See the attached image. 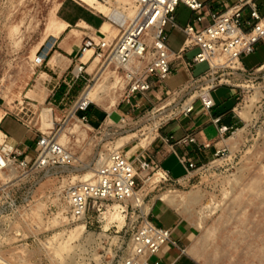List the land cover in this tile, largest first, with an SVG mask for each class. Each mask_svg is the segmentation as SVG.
Instances as JSON below:
<instances>
[{"label": "rangeland", "instance_id": "374dc122", "mask_svg": "<svg viewBox=\"0 0 264 264\" xmlns=\"http://www.w3.org/2000/svg\"><path fill=\"white\" fill-rule=\"evenodd\" d=\"M190 13L181 4L177 9V22L185 25ZM79 16H85L94 25L106 21L98 10L80 0H0V115L18 116L32 128L33 141L41 133H52L71 153V159L60 166L33 168L29 172L20 169L1 171L0 264H116L119 257L111 258L108 253L112 241L107 236L113 238L118 235L115 230H119L124 243L129 239L126 226L129 215L123 213V202H102L103 213L93 206L86 219L74 222L65 209V190L82 180L88 170L84 166L96 169L101 153L106 154L111 145L118 146L117 141L123 136L131 134L122 141L125 151L131 148L150 151L158 146L166 123L181 115L180 102L184 103L189 96L181 101L178 100L181 93L176 97L163 94L159 100L150 98L151 105L141 112L131 111L129 122L124 125L115 114L126 104L123 82L114 95V104L93 102V106L96 104L113 113L112 120L108 118L100 127L82 124L80 114L75 112L79 98L89 88H96L103 79L113 81L115 70L120 77L123 71L112 65L101 67L99 59H90L85 78L82 77L75 86L73 84L68 92L64 91L60 99L54 100L64 82L60 80L55 85L57 80L42 72H48L44 64L49 52L56 49L53 38L59 35L52 36L54 33L46 26L52 18L73 21ZM71 28L92 30L75 24ZM167 29L168 45L176 51L182 45L184 35L179 29L170 26ZM102 31L111 33L110 25ZM196 52L197 49H192L187 55L192 57ZM43 53L47 56L40 61ZM263 60L262 42L257 44L255 51L242 57L246 68ZM205 66L198 65L194 74L202 72ZM70 74L65 75V81ZM180 77L166 80L167 87L171 89L178 85ZM238 82L244 88L237 111L250 105L252 97H257L250 107V119L241 116L240 140L230 144L226 155L194 169L184 182H157V176H153L140 184L147 193L149 206L168 190L184 194L198 190L204 194L192 212L177 209L195 227L197 242L203 245L202 252L198 251L200 264H264V66L242 75ZM44 109L50 110L54 128L43 126ZM77 125L85 134L71 132ZM2 128L15 144L17 134L10 118ZM62 133L65 136L61 137ZM147 136L152 138L143 145ZM3 143H6L5 138ZM26 154L33 162L34 148H29ZM207 205H211L208 208L212 210L199 227L198 210ZM116 206L118 210H115ZM118 212L120 215L116 216ZM78 224H85L87 232L72 237L71 232ZM89 233L95 238H88L86 234Z\"/></svg>", "mask_w": 264, "mask_h": 264}, {"label": "built area", "instance_id": "2783aa9c", "mask_svg": "<svg viewBox=\"0 0 264 264\" xmlns=\"http://www.w3.org/2000/svg\"><path fill=\"white\" fill-rule=\"evenodd\" d=\"M97 1L111 10L109 16L99 12L115 34L100 33L96 37H86L79 57L83 58L86 51H91L89 60L98 58L101 67L112 65L123 71L124 102L132 108L137 106L132 102L137 94H146L156 87L163 89L166 95L176 97L181 92L170 90L166 79L179 68L190 70L199 63H207L208 67L198 77H192L187 98L190 100L180 105L182 114L192 112L196 99L201 101L206 111H210L214 106L210 92L218 85L230 84L239 87L243 93L244 86L238 81L242 75L254 70L244 67L242 57L255 51L258 43L264 42V0L260 4L255 0H235L224 3L222 8L216 6L215 0H127L124 4L118 0ZM180 4L192 12L184 27H180L175 18ZM168 26L179 27L185 34L183 45L177 52H172L168 47ZM195 48L198 51L184 60L185 53ZM45 56L47 54L43 53L39 60L42 61ZM89 60L78 64L72 79L84 77ZM85 94L75 105L77 113L86 112L93 104ZM129 115L123 114L119 122L127 125ZM79 120L89 125L86 114L80 115ZM213 121L218 123L219 117ZM229 130L226 125L218 127L220 135ZM171 139L172 135L167 140ZM196 142L194 135L177 140L178 144ZM210 146L208 142L202 144V148ZM34 151L35 159L32 162L18 148L1 144L0 172L11 169L29 172L33 168L60 166L68 162L67 149L52 133L38 135ZM227 151V147L217 149L214 159L225 156ZM98 162L91 180L72 183L65 190L70 219L74 222L86 219L87 212L93 206L100 214L103 213L102 202L105 201L123 202V213L129 215V223L126 224L129 239L124 243L119 230H115L118 235L113 238L107 236L112 241L108 249L111 258L119 257L116 264H162L158 256L162 247L168 243L178 246V243L172 238L170 229L157 225L151 219L152 207L148 205L147 193L140 184H145L153 176H157V182H170L169 172L148 155L146 149L131 155L123 146L109 148L107 154L99 156ZM181 162L189 170L205 165L196 164L190 157H183ZM146 208L148 212L145 213ZM169 264L181 263L175 260Z\"/></svg>", "mask_w": 264, "mask_h": 264}, {"label": "crops", "instance_id": "0c3cea01", "mask_svg": "<svg viewBox=\"0 0 264 264\" xmlns=\"http://www.w3.org/2000/svg\"><path fill=\"white\" fill-rule=\"evenodd\" d=\"M202 1L209 2L212 0ZM215 1L217 2L216 6L218 8H222L224 3H233L235 0ZM255 1L258 4L261 3V0ZM185 7L189 10L187 6ZM262 9L264 10V5L262 6ZM191 15L192 12L190 13L185 25L188 23ZM175 18L176 23L180 27L185 26L180 25L177 22V10L175 13ZM61 20L67 22V26L65 28L66 30L64 29L61 31L58 38H53L55 41L54 47H56V49L52 50V48V51L49 52L48 58L44 64V67L48 69V72L43 71V73L46 74L50 79L57 80L55 85H57L59 81L62 80V82L67 85L66 91L68 92V90L76 81L72 79V76L74 75L78 64L80 62L86 61L85 57H78L84 39L86 37H96L100 33H103L101 27L104 22L101 25L100 23L98 25H94L93 23L88 22V19L85 16H79L73 21L69 19ZM80 22L87 23L90 26L89 28L92 30H79L80 33L74 32V28H71L72 25L75 24L83 27L80 25ZM176 29H179L183 33L185 39V34L181 28L178 27ZM167 31L169 39V30L167 29ZM182 45L176 51L171 49L169 45L168 47L172 52H177L181 49ZM187 53H185L184 60L191 58L187 55ZM202 64L206 65L205 69L197 75L194 74V69L198 65ZM262 66H264V60L260 63H256L251 68H246L244 65L247 70H255ZM207 67V63H199L193 66L190 70L179 68L166 79L172 80L174 77L181 75L179 84L171 89L169 88L170 90L181 92L182 95L181 97H178V100H183L184 97L189 94L188 87L192 82V77H198L207 69ZM67 73H71L72 75H68L69 79L68 81H65L64 77ZM210 93L214 100V106L210 111H206L203 108L201 101L196 99L192 112L188 114L181 113V115L168 120L163 129V135H161L160 144L150 151H146L148 155L154 158L164 170L169 172L171 181L174 183L184 182L190 178V175H192L193 170H189L188 167L181 162L183 157H190L191 160L196 162L198 165L208 163L214 158L217 149L222 147L229 148L230 144H232V141L229 140L230 136L232 135V131L240 129L242 117L239 115L237 109L239 104L238 101L242 95V90L239 87H235L230 84H221L212 89ZM163 94H166L165 91L157 87L146 94H137L132 99V102L137 105L135 108L125 104V106L120 107L117 112H115V114L121 117L123 114H130L131 110L141 112L143 109H146L151 105L152 101L150 98L159 100L162 98ZM189 100L190 99H187L186 102ZM181 103L182 102H180V104ZM79 114H86L88 116L90 127H100L103 122H107L108 118L111 119L113 113H108L105 109L100 108L98 105L95 104L93 106V104H91L86 112H79ZM216 117H219L218 123L213 121V119ZM8 118H10L11 125L16 130L17 137H14L15 144L10 142L11 136L2 128L3 124ZM220 125H226L230 130L226 134L220 135L218 132V127H220ZM0 130L5 136L6 143L9 146L18 148L22 153L26 154L29 148H34L35 141H33V130L32 128L28 127L25 122L21 121L18 116H8L7 113H4L0 120ZM171 135L173 136V139L167 140ZM187 135H194L197 142L191 144L177 143V140ZM206 142L210 143L211 146L209 148H202V144ZM135 151H139V149L133 150V148H131L129 150L131 155H134L136 153ZM24 156L28 157L27 154ZM151 205V219L157 225L170 229L172 238L178 243V246L168 243L162 247L161 251L158 253V256L162 259V264H169L175 260H178L181 264H200V257H198L200 253H197L195 248L197 237L195 234V227L192 225V223L185 219L177 209L166 204L160 199L155 200V202H153ZM181 249H184V251L182 252Z\"/></svg>", "mask_w": 264, "mask_h": 264}, {"label": "bare ground", "instance_id": "6f19581e", "mask_svg": "<svg viewBox=\"0 0 264 264\" xmlns=\"http://www.w3.org/2000/svg\"><path fill=\"white\" fill-rule=\"evenodd\" d=\"M82 1L83 3L87 4L88 6L98 10V11H101L103 13V15H106V16H109L111 15V10L109 9L108 11V7L102 3H100L99 1L97 0H80ZM54 9V8H53ZM52 14V13H51ZM58 15V14H57ZM51 16V15H50ZM126 18V16H125ZM80 25H82L83 27H86V28H89L90 26L85 23V22H80ZM108 22L105 21L103 24H102V27H101V30H104L108 27ZM67 26V22L61 20V19H54L52 18L49 22H48V25L46 26L47 29L50 31V32H53L54 34L53 35H59L61 33V31H63ZM66 30V29H65ZM73 31H77L79 32V30L75 29ZM47 32V30H46ZM110 32L114 33L115 32L113 31L112 28H110ZM109 33V32H108ZM50 34V33H49ZM110 34V33H109ZM46 38V37H45ZM91 51H86L85 53V58H86V61L89 60V58H91ZM87 56V57H86ZM69 59V58H68ZM95 61H98V58L95 59ZM50 63V62H49ZM52 67V66H51ZM55 68V67H54ZM61 69V68H60ZM43 73V72H42ZM113 75H114V80L113 81H110L108 80L107 78L106 79H103V81L101 83H99L97 85L96 88H89L88 91L86 92L85 96H87V98L97 104H102V105H105V104H108V103H111L114 104L116 102V96L115 93H117L118 91V87H121L122 83L124 82L123 79L117 74V71L115 70L113 72ZM125 83V82H124ZM121 91V90H120ZM121 93V92H120ZM257 95L252 97L250 99V102L251 104H247L246 106H244L241 110L238 111L239 115L242 116L243 118L245 119H250L251 117V114H250V107L252 106V104L254 103V100L256 99ZM120 99V98H119ZM118 102V101H117ZM158 111V110H157ZM76 115V114H75ZM2 118V115H0V120ZM76 121V119H75ZM80 121V120H79ZM111 121V120H110ZM77 122V121H76ZM43 126L44 127H53L54 128V121L52 119V116H51V112L49 109H44L43 110ZM42 126V127H43ZM90 127V126H89ZM152 128V127H151ZM71 129V128H69ZM81 129H80V126L77 125L75 126L74 128H72V133H76V134H80L81 133ZM86 131V130H85ZM241 129H238L236 131H234L232 133V135L230 136L229 140L232 141V144H235L237 143L240 138H241ZM153 133V132H152ZM82 134H85L84 130L82 131ZM131 134L129 135H126V136H123L121 137L118 141H117V144L118 146H123L125 143H123L122 141L126 138H128V136H130ZM148 135V134H147ZM152 135V134H151ZM65 136V134L62 133L61 137ZM156 136V135H155ZM4 134L3 132L0 130V144L2 141H4ZM150 138H152L151 136H147L143 139V145H145L149 140ZM155 138V137H154ZM76 139V138H75ZM60 141V143L62 145H65L61 139H58ZM146 141V143H145ZM7 144V143H6ZM8 145V144H7ZM116 146V147H118ZM65 147V146H64ZM115 146H110V148H114ZM66 148V147H65ZM102 151V150H101ZM67 154H68V160L71 159L70 157V152L67 150ZM107 154V153H106ZM101 155H104L103 153H101ZM100 162H97L96 163V167L97 165H99ZM83 168L85 169H88L87 172L83 175V178L81 181H88V180H91L94 176V172H95V168L93 167H90L89 165H86L84 166ZM79 169V168H78ZM82 169V168H81ZM12 171H14V169H11ZM73 170V169H72ZM77 170V169H76ZM81 171V170H80ZM73 172V171H71ZM1 173V172H0ZM157 179V177H156ZM148 185V184H147ZM146 185V186H147ZM204 194H201L198 190H191L190 192L188 193H182V192H178V191H172V190H168L167 192H164L162 194H160V197L159 199L164 201L166 204L170 205V206H173L175 209H180V210H183V211H191L193 210V208L195 207L196 204L200 203V201H202V198H203ZM211 206V205H207V206H202L199 210H198V214H199V227H202L203 225V221L204 219L206 218V216L211 212L212 209H209L208 207ZM121 207V206H120ZM116 209L115 210H118V206L115 207ZM65 209L67 210V207H65ZM144 212H148V208H146L144 210ZM181 213V211H180ZM61 215V213L59 214ZM120 215L119 212L116 214V216ZM60 218V217H59ZM56 220V219H55ZM86 222V221H85ZM86 224V223H85ZM85 224H78L76 225V227L72 230L71 232V236L72 237H76V236H79V235H83L85 234L87 231H86V228H85ZM101 234V233H100ZM99 234V235H100ZM88 235V238H95L94 237V234H86ZM99 235H97L98 237H100ZM195 248L197 250V253L198 251L199 252H202L203 250V245H201V243L199 242H196L195 243ZM201 250V251H200ZM205 251V250H204ZM210 254V253H209ZM199 257V256H198ZM200 259V258H199ZM209 263V262H208Z\"/></svg>", "mask_w": 264, "mask_h": 264}, {"label": "trees", "instance_id": "16d2710c", "mask_svg": "<svg viewBox=\"0 0 264 264\" xmlns=\"http://www.w3.org/2000/svg\"><path fill=\"white\" fill-rule=\"evenodd\" d=\"M80 79H81V78H80ZM80 79H78V80L75 81L74 86L76 85V83H77L78 81H80ZM66 90H67V85L64 84V83H62L60 89H59V90L56 92V94H55V98H54V100L57 101L58 99H60V97L62 96V94H63L64 91H66ZM69 93H70V92H69ZM78 113H79V112H78Z\"/></svg>", "mask_w": 264, "mask_h": 264}]
</instances>
